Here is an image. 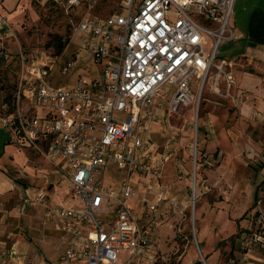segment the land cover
Listing matches in <instances>:
<instances>
[{"label":"built area","instance_id":"obj_1","mask_svg":"<svg viewBox=\"0 0 264 264\" xmlns=\"http://www.w3.org/2000/svg\"><path fill=\"white\" fill-rule=\"evenodd\" d=\"M119 1L116 13L87 12L71 23L69 37L87 58L75 53L60 63L62 77L85 64L73 81L51 82L56 56L17 51L19 73L10 101L0 103V128L57 167L74 203L45 205L42 224L54 222L66 244L55 259L3 248L0 264H153L160 208L175 210L177 201L162 182L167 157L156 153L150 127L190 104L197 112L205 88L240 109L231 65L217 59L219 44L235 38L234 0ZM0 29L10 31L2 20ZM260 163L264 170V157ZM109 166L121 177L107 186ZM194 179L193 167V187ZM45 195L26 188L21 204H43ZM241 248L242 260L225 264H249L252 253L264 252V187Z\"/></svg>","mask_w":264,"mask_h":264},{"label":"rangeland","instance_id":"obj_2","mask_svg":"<svg viewBox=\"0 0 264 264\" xmlns=\"http://www.w3.org/2000/svg\"><path fill=\"white\" fill-rule=\"evenodd\" d=\"M13 2L7 0L4 5L10 6ZM119 5V0H76L73 3L71 0H19L8 15L0 13V20L10 29L3 33L5 39L1 50H8L11 55L18 50L28 54L40 51L54 58L56 55L52 48L45 46L49 34L68 37L69 41L62 53L56 56L50 75L52 83H64L66 76L62 79L58 73L60 63L72 58L75 53L79 54L83 62L87 59L78 52L69 37L71 23L87 12L103 18L116 13L120 9ZM222 46H218V51ZM220 58L217 55V59ZM84 65H78L77 71L70 74L68 82L74 80L77 73H81ZM18 73L14 58L1 61L0 103L5 101L3 99L6 96L12 95ZM83 73L87 74L85 71ZM219 86L221 89V84ZM221 102L217 94L205 88L200 94L197 112L194 104H190L178 114L150 127L149 136L156 146V153L167 157L162 164V182L177 201L175 210L161 207L159 211L160 226L153 247L158 255V264H186L189 260L200 262L197 247L206 264H224L234 258L232 251H236L239 238L228 237L235 233L239 221L247 219L252 204L247 199L248 193L264 177L260 163V157H264V129L261 128L264 126L249 122L243 124L238 114L234 119L233 114L228 115L230 119L226 121L225 127L229 130V142L235 146V152L231 156L222 153L217 162H211L210 157V164H203L205 157L202 155L199 160L197 149L205 145L209 147V140L205 139L207 133L203 132L206 127L204 114L207 110L214 114H226L229 106L221 107L218 105ZM197 128L200 129L197 131ZM11 139L9 131L0 128V169L10 179L7 189L0 193V249H11L13 253L27 255L38 262L53 259L66 247L64 241L60 242L61 232L54 231L50 222L42 224L44 206L23 205L20 198L26 188H32L46 193L44 205L48 206L52 200L57 203L55 198H60L67 206H71L74 202L70 184L43 155L29 148H19ZM245 145L256 153L255 158L259 164L244 156L242 149ZM194 150L196 164L193 159ZM218 150L216 147V152ZM206 152L202 151L204 154ZM224 158L230 161L222 164ZM53 162L57 165L59 161ZM38 177L43 181L37 183ZM119 178L120 174L115 169L107 168L103 184L112 185ZM49 185L51 188L48 189ZM243 214L244 217L238 220ZM240 253L238 261L244 257L241 250ZM251 255L260 260L252 258L244 263L264 264V252ZM125 259L124 254L120 255V261Z\"/></svg>","mask_w":264,"mask_h":264},{"label":"crops","instance_id":"obj_3","mask_svg":"<svg viewBox=\"0 0 264 264\" xmlns=\"http://www.w3.org/2000/svg\"><path fill=\"white\" fill-rule=\"evenodd\" d=\"M6 1L7 0H0V13L8 15V12L17 5L19 0H14L13 4L10 6L4 5ZM232 22L234 25L235 38L230 41L221 42L219 45L223 46L221 47L220 51H218V47L217 55L221 57L220 59L228 61L231 65L229 66V69L231 70L236 82V96L239 100L240 109L237 111L230 99L220 98L222 102L218 104L219 106H229L226 114H214L208 110L205 112L204 124L206 127L203 128V132L207 133V135H205L207 138L205 139L209 140V147L206 148L205 145L202 150L207 151L206 153H209L210 155L208 154V156L206 153L202 154L205 158L208 157V160L211 157V162L219 161L220 155L222 153L224 156H231L235 152V146L229 142L231 135H229V130L225 127L226 121L230 119L228 118V115L233 114L232 118L234 119L238 114L240 119H242L241 121L243 124L245 122H249L250 124L258 123L261 126H264V0H234ZM3 33L6 32L0 29L1 42L5 39ZM70 76L71 75L65 77V82L69 81L68 79L71 78ZM61 78L63 79V77ZM261 128L264 129V127ZM11 141L14 143L12 139ZM14 144L18 146L16 143ZM18 147L26 148L28 150L27 147ZM216 147L219 148L217 152ZM242 152L244 153V156L251 162H258L255 158L256 153L250 146L245 145L242 149ZM227 159L228 158H224L222 160V164H226L230 161ZM107 168L111 170L115 169L113 166H109ZM41 181H43V179L40 177H38L36 180L37 183H40ZM9 182L10 179L8 176L2 171V169H0V193H3L5 189H7ZM262 187H264V177H261V180L258 183H255L248 193L247 199L248 201H252L250 206L251 212L248 214L246 220L239 221V226L245 229V232L241 233L238 237L239 242L235 246L236 251H232L234 255L233 259H235V261H238L241 255L240 250L243 254L241 240L244 237L246 231L251 227V221L254 215V204L260 194ZM28 189L30 192L34 191L32 188ZM55 200L57 203L52 200L51 204L48 206H67L60 200V198H55ZM41 205L46 209L44 204ZM50 223L53 227L52 229L59 232L55 228V223ZM201 238L204 239L203 235ZM44 239L50 242L48 238L44 237ZM62 241L63 240L60 236V242ZM55 258L56 257L53 259ZM252 258L259 260V258L253 257V255H251L250 259ZM187 263L193 264L194 262L189 260ZM140 264H144L143 259L141 260Z\"/></svg>","mask_w":264,"mask_h":264},{"label":"trees","instance_id":"obj_4","mask_svg":"<svg viewBox=\"0 0 264 264\" xmlns=\"http://www.w3.org/2000/svg\"><path fill=\"white\" fill-rule=\"evenodd\" d=\"M69 41V38L68 37H63L61 35H58V34H49L48 36V39L45 43V46L46 47H51L52 48V51L53 53L58 56L62 53L63 49L65 48V46L67 45ZM3 52H6V50H1L0 49V55H2ZM9 53V52H8ZM14 55V56H13ZM9 54L10 58L7 59L6 61H11V58H14V63L17 64V61H16V58H17V51L13 54ZM4 60L2 58V56H0V64H1V61ZM63 84V83H61ZM1 87V86H0ZM10 98H11V95H8L6 96L3 100L9 102L10 101ZM200 128H197V131L199 130ZM203 148L201 147L200 149H197L199 151V160L201 158V156L203 155L202 154V150ZM197 159V157H196ZM195 159V160H196ZM197 161H195V164H196ZM244 217V214L238 219V220H241L242 218ZM245 232V229L241 228L238 224L236 225V231L235 233L231 234L228 238H233V237H239V235L241 233ZM153 264H158L157 262H154ZM193 264H201L199 262V260H197L196 262H194Z\"/></svg>","mask_w":264,"mask_h":264},{"label":"water","instance_id":"obj_5","mask_svg":"<svg viewBox=\"0 0 264 264\" xmlns=\"http://www.w3.org/2000/svg\"><path fill=\"white\" fill-rule=\"evenodd\" d=\"M50 187H51V186L49 185V186H48V189H49Z\"/></svg>","mask_w":264,"mask_h":264}]
</instances>
